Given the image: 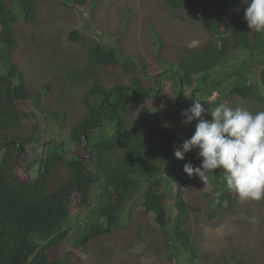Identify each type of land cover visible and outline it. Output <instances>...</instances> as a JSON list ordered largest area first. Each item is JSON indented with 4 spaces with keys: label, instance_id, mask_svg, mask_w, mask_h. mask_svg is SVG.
Here are the masks:
<instances>
[{
    "label": "trees",
    "instance_id": "16d2710c",
    "mask_svg": "<svg viewBox=\"0 0 264 264\" xmlns=\"http://www.w3.org/2000/svg\"><path fill=\"white\" fill-rule=\"evenodd\" d=\"M42 1L0 0V59L6 68L0 71V264H69L67 254L55 257V248L68 242L88 251L87 246L94 240L113 234L129 207L137 209L135 204L153 216L163 235V249L171 251V256L176 257L177 247L182 246L191 264H247L246 259L234 253L225 254L223 259L199 261L201 254L185 196V187L192 180L179 174L180 159L172 155L180 140V128L168 123L157 139L153 132L150 135L145 130L141 119L144 116L131 109L133 103L158 99L165 93L162 86L154 87L148 61H140L141 56L123 47L120 40L111 43L73 28L67 38L82 45L86 59L74 66L69 63L57 78L45 82L34 94L30 92L25 74L11 54L18 46L15 11L22 10L24 21L36 24ZM72 1L88 3V9L93 10L100 2ZM241 3L242 0H166L174 18L190 20L191 27L198 30V44H181V54L175 59L161 57L157 62L163 70L154 76L164 81L162 77L172 75L169 90L183 100L185 109L192 104L191 98H200L209 110L225 103L224 99L240 98L249 102L243 107L250 111L264 110V92L246 75L260 67L258 74L264 87V33L248 28L244 19L247 4L223 24ZM184 10L188 13L178 14ZM127 22L123 20L122 25ZM149 25L156 44L163 48L166 40L158 25L154 21ZM109 68L118 73L112 84L106 79ZM55 84L59 85L58 91L75 86L81 92L78 119L71 124L72 114L62 108L51 112L69 137L46 143L43 154L35 160L39 167L33 168L34 177L28 174L23 178L22 157L39 141V126L37 122L30 126L24 122L29 114L19 110L16 103H39L36 96H47ZM215 92L219 96L212 99ZM205 118L210 116L205 114ZM180 119L184 117L180 115ZM197 122L193 124L194 132ZM216 171L224 179L223 169ZM170 185L177 187L176 216L171 226L167 212ZM237 202L233 191L226 188L208 209V218L220 220L223 212ZM73 204L80 209L91 207L90 214L75 230L69 225ZM138 224L141 226V222Z\"/></svg>",
    "mask_w": 264,
    "mask_h": 264
},
{
    "label": "rangeland",
    "instance_id": "374dc122",
    "mask_svg": "<svg viewBox=\"0 0 264 264\" xmlns=\"http://www.w3.org/2000/svg\"><path fill=\"white\" fill-rule=\"evenodd\" d=\"M244 5L242 2L223 24L226 25ZM124 7L129 8L128 12H125ZM15 13L18 21L14 24V34L18 46L11 54L16 64L22 68L32 94L39 91L51 78H57V73L65 70L69 63L74 66L86 59L87 53L82 45L70 42L67 38L69 30L79 28L82 33L93 38L108 40L111 43H118L120 40L123 47L132 49L141 56L140 61L150 63L148 72L152 75L153 85L156 89L162 86L165 93L158 99L133 103L131 107L132 110L136 109V115L140 116L141 113L144 116L141 118L142 124L148 134L153 132L159 139L166 124H176L180 128V140L176 147L193 135V124L196 121L187 126L181 123L180 115L185 109L184 102L174 94L171 95L169 90V78H173L172 75L167 76L168 79L162 77L164 81L154 78L163 70L157 60L160 61L161 57L175 59L181 54L184 44L196 45L199 42V39L195 38L198 30L191 27L190 20L182 22L174 18L166 0H100L95 10L88 9V3L44 0L38 7L39 21L36 24L26 23L22 10H16ZM187 13L185 10L178 12ZM123 20H128L127 25H122ZM152 21L158 25L166 40L163 48L156 44V37L149 25ZM239 57L243 58L241 55ZM0 64V71H5L1 59ZM164 66L167 67L166 64ZM260 66L262 67V64ZM260 71L258 67L246 75L252 82L259 83L261 91L264 92L263 82L258 74ZM117 77L116 70L107 69L106 79L109 84ZM58 90L59 85L55 84L53 91L47 96L37 95L39 103L31 100L16 103L19 110L29 114L24 122L29 126L37 122L39 126V141L34 142L22 157L23 178L28 174L34 177L33 168L37 165L35 160L43 154L46 143L59 142L69 137L67 129L54 119L51 112L62 108L72 114L71 124L78 119L81 92L76 91L75 86H70L69 91ZM218 96L215 92L211 98ZM224 100L226 104L235 106L249 104L240 98ZM110 132H113V129ZM69 145L72 147V144ZM175 148L172 151L173 157ZM189 161L194 167L200 165L196 150L186 153L185 159L178 162L177 169L180 175L192 180V184L185 187V196L191 209L193 236L201 254L199 261L223 259L225 254L234 253L240 259H246L247 264H264V199H241L232 190L238 199L237 205L226 209L219 217L220 220L211 221L207 211L215 205L218 195L228 187L216 170L208 173L204 180L196 175L189 176L183 170L184 164ZM37 166L39 167V164ZM99 191L100 189L96 188V192ZM176 192L177 187L170 185L167 200L169 226L173 224L176 216ZM135 205L137 209L129 207L122 217L121 226L113 234L94 240L87 246L88 251H81L67 242L54 249L55 257L60 259L67 254L70 257L69 264H191L182 246L177 247L176 257L171 256V251H164L163 235L158 230L153 216L145 214L142 207ZM90 211L91 207L80 209L75 204L72 205L73 219L69 225L74 226L73 230L85 220Z\"/></svg>",
    "mask_w": 264,
    "mask_h": 264
},
{
    "label": "clouds",
    "instance_id": "9594fccd",
    "mask_svg": "<svg viewBox=\"0 0 264 264\" xmlns=\"http://www.w3.org/2000/svg\"><path fill=\"white\" fill-rule=\"evenodd\" d=\"M242 2L247 4L244 19L248 28L264 33V0ZM191 99L192 104L181 112V123L198 122L193 135L175 148L174 156L184 160L186 153L198 150L202 159L195 167L191 161L185 163L184 172L204 180L208 173L223 169L227 187L241 199H264V110L253 112L226 103L209 110L200 98Z\"/></svg>",
    "mask_w": 264,
    "mask_h": 264
}]
</instances>
